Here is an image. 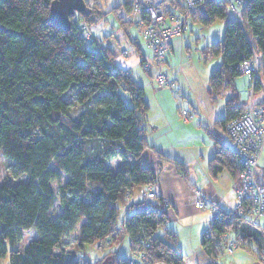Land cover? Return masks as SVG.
Instances as JSON below:
<instances>
[{
	"label": "trees",
	"instance_id": "obj_1",
	"mask_svg": "<svg viewBox=\"0 0 264 264\" xmlns=\"http://www.w3.org/2000/svg\"><path fill=\"white\" fill-rule=\"evenodd\" d=\"M50 1L0 0V153L10 161L8 173L0 178V262L7 256L8 264H81L84 257L65 247L72 233L80 249L95 243L107 248L110 264H141L134 251L145 264H183L184 254L171 242L173 232L156 234L166 220L161 199L154 192L145 193L147 187L152 190L158 174L141 162L148 145L143 86L116 65L110 46L90 32L112 13L138 52L142 71L154 82L152 71L142 67L147 57L144 43L129 31V26L137 30L138 22L146 23L145 15L125 19L134 0L107 9L104 0H84V8L63 30L49 20ZM157 2L181 6L180 0ZM216 19L224 22L223 37L200 52L204 59L221 58L208 77L206 92L212 100L224 97V115L214 124L227 138V122L246 109L235 85V78L243 74L239 65L253 55L258 62L253 97L262 88L264 0H248L239 18L227 0H209L190 13L180 36L191 24L209 25ZM82 22L89 37L81 32ZM253 103L264 108V94ZM211 138L210 174L226 169L236 181L239 166L230 143L221 135ZM121 208L125 216L117 226ZM238 222L224 221L216 228L235 229L243 246L251 236L248 229L258 227ZM25 232L33 237L20 245ZM123 237L130 251L127 257L117 253ZM216 241L204 237L208 245ZM263 247L264 242L260 250Z\"/></svg>",
	"mask_w": 264,
	"mask_h": 264
},
{
	"label": "crops",
	"instance_id": "obj_2",
	"mask_svg": "<svg viewBox=\"0 0 264 264\" xmlns=\"http://www.w3.org/2000/svg\"><path fill=\"white\" fill-rule=\"evenodd\" d=\"M125 19L135 20L131 15ZM113 32L110 33L111 36ZM170 51H173L172 43ZM135 52L139 65V55L136 50ZM144 53H147L146 49ZM120 56L115 55V58ZM116 65L127 70L118 63ZM144 74L139 84L143 86L148 103L144 124L148 145L142 151L141 162L158 174L152 191L156 199H161L166 217L164 227H159L156 234L164 237L165 229L173 232L174 239L171 242L184 254L183 264H210L211 261L215 264H264L259 253L264 242V217L261 228L248 229L251 236L245 239L244 245L228 253L223 241L218 240L212 245L204 243V230L210 219V211L207 208H197L193 203L194 191H199L226 210L233 209L237 203L235 179L231 174L223 169L216 175H211L208 170V161L214 153L212 135H221L223 141L226 137L214 124L215 119L224 114L216 116L208 111V117L203 119V114L198 109L199 103L187 99L184 106L172 89L157 87L145 72ZM167 77L171 78L169 75ZM261 87L262 90V83ZM182 96L185 97L183 94ZM207 97L213 105L216 99L212 100L208 94ZM201 104L203 106V100ZM182 109L191 114L189 119L180 115ZM226 144H229L228 140ZM177 164L183 167L182 172ZM260 167L258 178L264 184V148ZM135 197H138L137 194Z\"/></svg>",
	"mask_w": 264,
	"mask_h": 264
},
{
	"label": "built area",
	"instance_id": "obj_3",
	"mask_svg": "<svg viewBox=\"0 0 264 264\" xmlns=\"http://www.w3.org/2000/svg\"><path fill=\"white\" fill-rule=\"evenodd\" d=\"M207 1L209 0H180V8H175L157 1L134 0L131 17L138 20L144 14L146 19V23L140 21L136 27V34L147 51L142 67L152 71V79L157 87L171 89L173 86V82L166 78L163 71V61L169 50L168 43L186 31L190 13ZM227 1L239 18L240 11L248 0ZM81 32L86 37L90 36L88 26L84 22L81 23ZM125 52L123 50V53ZM239 70L251 78V83L246 87V97L240 100L246 105V109L230 119L225 126L230 148L239 166L238 178L234 186L237 203L233 209L226 210L208 200L199 191L193 192L194 205L210 211L204 237L223 241L228 253L242 246V237L235 229L224 228L218 231L216 227L228 220H235L237 225L238 221L246 220L251 225L261 228L264 217V184L258 181V174L261 171L260 158L264 148V108L253 103L254 82L258 71L255 55L243 60ZM180 114L184 119L191 117L185 109H182ZM145 193L147 196L153 195L150 187H147ZM259 253L264 259V247ZM84 264L89 262L85 261Z\"/></svg>",
	"mask_w": 264,
	"mask_h": 264
},
{
	"label": "rangeland",
	"instance_id": "obj_4",
	"mask_svg": "<svg viewBox=\"0 0 264 264\" xmlns=\"http://www.w3.org/2000/svg\"><path fill=\"white\" fill-rule=\"evenodd\" d=\"M121 1L122 0H104L102 5L104 9H107L113 5L120 3ZM152 1L156 2L158 0ZM229 16H233L232 13H229ZM115 24L116 19L114 15L110 13L106 16V19L104 21H100L96 25L92 26L90 28V32L103 45H109L111 48H113V53L115 52V55H121L120 58H115L116 63L124 66V68L127 69L133 76V78L137 80L138 83H140L142 82V78H144L145 74L138 65L135 48L128 41L129 39H127V35L122 31V29L125 27ZM190 26V31L185 33L183 36H178L171 40L173 51L169 52L166 57L167 62L164 63L165 73L166 75L171 76L170 79L168 78L173 82V86L171 87V89L174 91L175 95L183 103L184 106L186 104V100L189 99L196 102V104L199 103L200 106L198 107V109L200 108L199 110L203 114V119L208 117V111H211L212 114L215 113L216 116H222L224 114V97H218L215 102H213V105H211V102L209 101L206 93L208 77L210 73L220 64L221 58L219 56H212L204 59L200 51L206 45L222 39L224 32V22L223 20L216 19L209 25L195 23L191 24ZM129 27V31H131L133 36L137 38V30H135L131 26ZM112 32L113 35L111 36L110 33ZM123 50H125L126 52L123 53ZM259 80L264 85L263 65L261 66L259 71ZM248 84L249 79L245 74H239L235 78V85L238 95L241 99L246 97V87ZM182 94L185 97H183ZM263 94L264 88L261 91L258 90L253 97L254 100L262 97ZM201 99L204 101L203 106L201 104ZM224 142L227 143L226 137H224ZM9 168L10 161L0 153V178L4 173H8ZM61 178L62 180H64L66 176L62 175ZM134 210L135 209H132L131 212H133ZM124 216V210L121 208L116 217L117 226L120 225V222L122 221ZM32 237L33 234L31 232H25L23 234L22 240L20 241V245H24ZM65 239L67 240L65 247L70 249V251H77L78 256H80L81 258L84 257L86 261H90V264H110L109 260L112 256L109 253L105 255V251L107 248L100 247L97 243H95L93 245L84 244L83 249H80L76 246L74 235L72 233ZM80 253L82 255H79ZM117 253L122 257L129 256L130 251L126 237H123L121 243L118 245ZM133 255L136 259L139 260L141 264L146 263L145 260H142L143 257H141L139 251H134ZM0 264H8L7 256H5L1 260ZM81 264H84V261L81 260Z\"/></svg>",
	"mask_w": 264,
	"mask_h": 264
},
{
	"label": "water",
	"instance_id": "obj_5",
	"mask_svg": "<svg viewBox=\"0 0 264 264\" xmlns=\"http://www.w3.org/2000/svg\"><path fill=\"white\" fill-rule=\"evenodd\" d=\"M84 8V0H51L49 20L63 30L70 28V17Z\"/></svg>",
	"mask_w": 264,
	"mask_h": 264
}]
</instances>
